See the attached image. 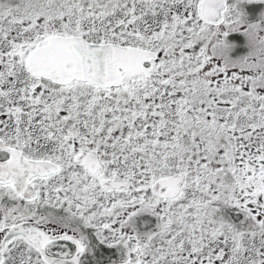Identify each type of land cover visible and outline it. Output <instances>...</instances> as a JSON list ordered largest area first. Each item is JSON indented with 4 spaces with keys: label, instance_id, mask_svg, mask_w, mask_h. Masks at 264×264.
I'll use <instances>...</instances> for the list:
<instances>
[{
    "label": "snow or ice",
    "instance_id": "obj_1",
    "mask_svg": "<svg viewBox=\"0 0 264 264\" xmlns=\"http://www.w3.org/2000/svg\"><path fill=\"white\" fill-rule=\"evenodd\" d=\"M0 264H264V0H0Z\"/></svg>",
    "mask_w": 264,
    "mask_h": 264
},
{
    "label": "rangeland",
    "instance_id": "obj_2",
    "mask_svg": "<svg viewBox=\"0 0 264 264\" xmlns=\"http://www.w3.org/2000/svg\"><path fill=\"white\" fill-rule=\"evenodd\" d=\"M236 39L238 40V42H239V46L235 49V51L233 52L234 53V55H238L239 54V52H240V43H243V45H244V40H243V37L242 36H238V37H236ZM241 50H242V52L244 53L245 51H246V48H245V46L243 47H241ZM241 53V52H240ZM242 53V54H243Z\"/></svg>",
    "mask_w": 264,
    "mask_h": 264
},
{
    "label": "flooded vegetation",
    "instance_id": "obj_3",
    "mask_svg": "<svg viewBox=\"0 0 264 264\" xmlns=\"http://www.w3.org/2000/svg\"><path fill=\"white\" fill-rule=\"evenodd\" d=\"M242 46L244 47L243 43H240V49H239V50H240L241 53L239 52L238 55H241V54L243 53L242 50H241V47H242ZM233 55H234V53H233Z\"/></svg>",
    "mask_w": 264,
    "mask_h": 264
}]
</instances>
